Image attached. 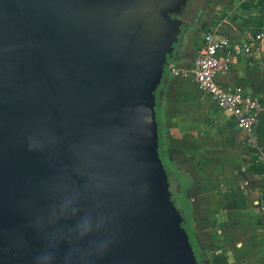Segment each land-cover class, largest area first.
<instances>
[{
    "label": "water",
    "instance_id": "obj_1",
    "mask_svg": "<svg viewBox=\"0 0 264 264\" xmlns=\"http://www.w3.org/2000/svg\"><path fill=\"white\" fill-rule=\"evenodd\" d=\"M186 2L0 0V264H202L160 156Z\"/></svg>",
    "mask_w": 264,
    "mask_h": 264
},
{
    "label": "crops",
    "instance_id": "obj_2",
    "mask_svg": "<svg viewBox=\"0 0 264 264\" xmlns=\"http://www.w3.org/2000/svg\"><path fill=\"white\" fill-rule=\"evenodd\" d=\"M242 1L254 5L258 0H205L184 16L157 89L160 138L169 152L179 207L202 264H264V226L255 203L264 194V177L253 168L247 135L190 76L170 70L188 71L204 33L214 30L233 45L247 43L257 49L251 63L246 54L236 55L229 73L218 76L217 82L238 85L264 99V39L251 36L256 31L251 17L258 12L241 7ZM263 121L264 117L257 137L264 143ZM237 147L245 148L250 163L242 162L244 155ZM206 167L216 171L215 179L204 174Z\"/></svg>",
    "mask_w": 264,
    "mask_h": 264
},
{
    "label": "built area",
    "instance_id": "obj_3",
    "mask_svg": "<svg viewBox=\"0 0 264 264\" xmlns=\"http://www.w3.org/2000/svg\"><path fill=\"white\" fill-rule=\"evenodd\" d=\"M261 39H264V27L252 38ZM256 50L254 45L247 43L233 45L227 36L208 30L203 35L191 68L181 72L174 67L170 70L174 74L180 73L182 77L190 76L201 92L212 99L220 110L233 116L235 126L247 135L245 143L250 148L252 162L264 167V143L257 137V129L264 117V99L253 93L244 92L238 85H222L217 82L218 76L229 73L232 59L236 55L246 54L248 63H251ZM262 175L264 177V171ZM255 203L260 223L264 226V194Z\"/></svg>",
    "mask_w": 264,
    "mask_h": 264
},
{
    "label": "rangeland",
    "instance_id": "obj_4",
    "mask_svg": "<svg viewBox=\"0 0 264 264\" xmlns=\"http://www.w3.org/2000/svg\"><path fill=\"white\" fill-rule=\"evenodd\" d=\"M158 120H159V116H158ZM160 126V125H159ZM263 128H264V121H263ZM261 131H262V127H261ZM263 136H264V131H263ZM160 140H161V138H160ZM160 143H161V149H160V156H161V159H162V161L164 162V164H165V166H166V170H167V173H168V177L172 180L173 179V177H174V174H173V172H172V169H170V166H169V163H168V161H169V157H168V154H169V152H168V150H166V149H164L163 148V140H161L160 141ZM224 144V143H223ZM247 148V147H246ZM237 151H238V153L239 154H243L244 155V158H242V162L243 163H245V164H248V163H250L251 162V158L250 157H248V156H245V148L243 147V150H240V148L239 147H237V149H236ZM249 155V154H248ZM244 160V161H243ZM242 165V164H241ZM239 169V167L237 166V165H234V167H233V169ZM206 170L207 171H205V175H207L208 177H210L212 180L213 179H215V175H216V171H213V169L212 168H209V167H206ZM258 175H259V177L260 178H262L263 179V175H261V173H257ZM169 191H171L172 192V198H173V201H174V204H175V206L177 207V208H179V209H181L180 207H179V202H178V194H177V192L174 190V186H173V183H172V185L169 187ZM263 261V263H264V260H262Z\"/></svg>",
    "mask_w": 264,
    "mask_h": 264
},
{
    "label": "trees",
    "instance_id": "obj_5",
    "mask_svg": "<svg viewBox=\"0 0 264 264\" xmlns=\"http://www.w3.org/2000/svg\"><path fill=\"white\" fill-rule=\"evenodd\" d=\"M241 7L243 8H251L255 7L257 9V14L255 16L251 17V20H253L254 25L256 27V31H259L264 27V0H258L256 4H247L246 2L242 1L241 2ZM172 58H165L164 61V69L167 68L168 64L171 62ZM253 168L257 173H262L264 171V167L258 164L253 163Z\"/></svg>",
    "mask_w": 264,
    "mask_h": 264
},
{
    "label": "flooded vegetation",
    "instance_id": "obj_6",
    "mask_svg": "<svg viewBox=\"0 0 264 264\" xmlns=\"http://www.w3.org/2000/svg\"><path fill=\"white\" fill-rule=\"evenodd\" d=\"M205 0H187V2L184 5L183 8V12L182 14L185 16L187 14H189L195 7H197V5H200L201 2L203 3ZM169 178V177H168ZM170 181V185L169 187L172 185V180L169 178ZM170 194L172 196V192L170 191Z\"/></svg>",
    "mask_w": 264,
    "mask_h": 264
}]
</instances>
